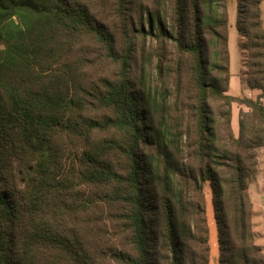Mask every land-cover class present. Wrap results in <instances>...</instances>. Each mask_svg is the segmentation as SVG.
I'll return each instance as SVG.
<instances>
[{
  "label": "trees",
  "instance_id": "16d2710c",
  "mask_svg": "<svg viewBox=\"0 0 264 264\" xmlns=\"http://www.w3.org/2000/svg\"><path fill=\"white\" fill-rule=\"evenodd\" d=\"M262 2L237 0L255 98L228 93L227 0H175L172 25L148 10L141 37L190 57L193 100L174 123L168 95L129 75L133 41L119 52L82 0H0V264H207L206 182L221 264L263 263L248 192L264 147ZM82 33L120 63L116 79L85 81ZM99 207L128 250L97 238Z\"/></svg>",
  "mask_w": 264,
  "mask_h": 264
},
{
  "label": "rangeland",
  "instance_id": "374dc122",
  "mask_svg": "<svg viewBox=\"0 0 264 264\" xmlns=\"http://www.w3.org/2000/svg\"><path fill=\"white\" fill-rule=\"evenodd\" d=\"M82 3L89 7L94 23H102L114 34L116 49L119 52L125 49L129 40L133 41L129 75L133 79H138L144 73L150 83L157 84L159 89L168 95V105L171 109L173 122L177 123L181 116L185 118L188 115V105L193 100L194 94L190 83V57L183 54L173 41L153 36L143 38L139 34L141 20L146 18L149 9L153 12L161 11L167 24L172 25L175 0H129L124 13L117 9L113 0H82ZM227 10L231 73L228 93L238 97H256L257 90L247 84L245 53L239 47V34L236 27L237 0H227ZM145 26L148 28L147 24ZM119 70L120 63L106 55L102 44L93 35L82 33V73L85 81L93 83V85L101 84L102 78L116 79ZM214 105L216 106V103ZM241 108L246 109L238 103L232 105L231 126L235 135H238L239 132ZM223 122L219 133L225 132ZM248 192L252 203L250 220L253 242L261 247L264 254V147L258 149L257 171L248 178ZM204 196L209 230L207 264H221L218 226L208 182L204 185ZM97 218L99 220H96L94 227L98 228L99 235L96 237L109 247L118 246L120 249L128 250L129 245L124 246V240H121L117 227L108 218L106 212L102 214L100 207L97 211ZM162 253L167 255L166 250H163ZM110 264L120 263L112 261ZM158 264H167V262L161 257ZM261 264H264V260Z\"/></svg>",
  "mask_w": 264,
  "mask_h": 264
},
{
  "label": "crops",
  "instance_id": "0c3cea01",
  "mask_svg": "<svg viewBox=\"0 0 264 264\" xmlns=\"http://www.w3.org/2000/svg\"><path fill=\"white\" fill-rule=\"evenodd\" d=\"M263 2H264V0H263ZM263 2H262V16H263V21H264V9H263ZM229 41H230V39H229ZM257 90V89H256ZM260 93V91L259 90H257V95ZM255 98V97H254Z\"/></svg>",
  "mask_w": 264,
  "mask_h": 264
}]
</instances>
